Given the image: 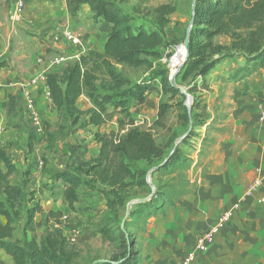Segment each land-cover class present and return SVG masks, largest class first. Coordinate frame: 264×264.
Masks as SVG:
<instances>
[{"label": "rangeland", "instance_id": "374dc122", "mask_svg": "<svg viewBox=\"0 0 264 264\" xmlns=\"http://www.w3.org/2000/svg\"><path fill=\"white\" fill-rule=\"evenodd\" d=\"M168 1L175 5V12L169 16V23L164 29V42L159 47L160 58L151 59V69L117 67L132 84L145 82L150 85L141 102L130 101L125 123L126 127L149 131L164 147L165 159L172 152L175 142L185 133L190 135L191 131L188 140L184 142L183 138L175 147L190 159L187 175L196 185L203 181L209 170V156L220 136L230 132L229 117L235 86L251 88L257 79L232 78L235 70L245 64L244 58L234 55L222 60L204 78L198 77L196 83L188 85L181 82V70L175 75L173 70L182 63L177 56L183 53L185 31L193 15L195 0H154L146 3L131 0L124 5V9L133 17L132 28L142 26L147 30H157L153 19L143 8ZM16 3L17 0H0V61L4 62L0 68V150H4L15 164L17 170L11 179L19 184L25 195L12 240L22 242L31 238L32 232L24 228V209L38 202L43 212L34 216V233L37 237L44 233H62L79 249V264H92L97 260L111 262L113 255L123 250L122 246H118L120 233H123L127 245L130 241L134 243L133 248L140 253V264H148L150 248L155 243L156 247H162L165 241L156 220L164 215L171 203L164 198L162 208L152 210L151 215L147 210L133 215L130 211L136 209L138 200L146 199L156 191L157 173L150 170L165 159H155L150 164L145 161L132 163L133 170L146 171L147 186L132 188L131 197L123 209L110 210L106 188L83 179L74 169L82 161L96 156L99 145L94 138L95 132L117 131L120 115L116 114L111 121L100 126L88 124L87 115H82L77 124H72L70 120L59 117L46 84L50 73H59L81 54L89 55L99 50L107 26L94 17L87 5L81 6L76 14H70L67 0H24L22 10L12 19ZM65 32L74 35L78 42L68 39ZM215 41L227 44L228 38L218 36ZM161 74L180 93L172 95L163 92ZM260 75L263 79L264 67ZM193 84L196 86L191 90ZM260 97L263 96L253 93L247 98V103L253 106ZM181 102L188 113L195 105L192 112L194 122L190 117L189 123L184 125L179 119L181 110L177 103ZM161 103H168L169 107L164 118L159 119ZM77 105L84 111L90 108L89 101L84 97L78 99ZM201 121L205 122L203 126L198 124ZM29 134L35 135L30 145ZM66 172L81 178L77 200L72 207L64 198V184L58 178ZM173 175L176 176V173L166 178ZM31 193L34 198L30 201ZM48 211H59L61 217L47 220ZM100 226L115 239H103L99 233ZM0 258L12 264V259L1 249Z\"/></svg>", "mask_w": 264, "mask_h": 264}, {"label": "trees", "instance_id": "16d2710c", "mask_svg": "<svg viewBox=\"0 0 264 264\" xmlns=\"http://www.w3.org/2000/svg\"><path fill=\"white\" fill-rule=\"evenodd\" d=\"M130 1L67 0L70 14H76L81 6L87 5L94 17L109 24V32L101 51L92 55L81 54L59 73H50L46 77L50 100L61 119L77 124L82 115H87L88 124L100 126L111 121L116 114L120 115L117 118V131L95 132L94 138L99 145L96 156L82 161L74 169L83 179L106 188L107 207L114 211L123 209L131 197L132 188L147 186L146 171L133 170L131 164L138 161L150 164L155 159H165L164 147L156 142L149 131L126 127L125 123L130 101L141 102L150 85L145 82L132 84L117 67L152 68L151 59L161 56L159 47L164 42V29L169 23V16L175 12V5L168 1L154 7H144L157 30H147L142 26L134 29L130 25L133 17L124 9V5ZM192 20L188 57L179 73L181 82L188 85L196 83L198 77L204 78L222 60L234 55L245 59V64L232 74L234 80L246 78L264 67V0H195ZM218 36L227 37L228 43L215 41ZM3 66L4 62L0 61V68ZM160 81L163 92L172 95L180 93L169 85L164 74L160 75ZM195 86L193 84L191 90ZM81 96L86 97L91 105L85 111L77 105ZM177 104L181 110L178 114L181 122L187 125L190 117L194 122L192 112L195 105L188 113L182 102ZM168 107V103L159 105V119L164 118ZM204 123L201 121L198 124L203 126ZM190 135L184 137V142ZM34 139L35 135L29 134V145ZM0 161L3 165L0 167V249L12 259V264H79V249L62 233H44L40 237L34 233V216L43 212L38 202L24 209V228L32 232L31 238L22 242L12 240L15 221L20 216L25 195L19 184L11 179L17 168L4 150H0ZM189 162L188 156L175 147L166 161L154 171L158 181L156 191L149 199L137 203L130 215L145 210L151 215L152 210L162 208L164 198H168L172 204L191 193L195 184L187 175ZM173 173L176 176L166 178ZM58 178L64 184V198L72 207L77 200L81 178L67 172ZM33 198L31 193L29 200ZM59 217V211L47 213V220ZM99 233L105 240L115 239L102 226ZM119 238L118 246H122V252L114 254L111 262L98 264H140V253L133 248L134 243L130 241L127 245L123 233ZM0 264L8 263L0 258Z\"/></svg>", "mask_w": 264, "mask_h": 264}, {"label": "crops", "instance_id": "0c3cea01", "mask_svg": "<svg viewBox=\"0 0 264 264\" xmlns=\"http://www.w3.org/2000/svg\"><path fill=\"white\" fill-rule=\"evenodd\" d=\"M104 24L108 29L96 51L102 50L109 32V24ZM261 70L245 78L256 77L251 88L235 86L230 132L220 136L213 147L203 181L169 204L156 220L165 241L162 247L155 243L150 248L148 264H179L197 236L225 210H232L230 220L192 264H264V205L259 202L264 198V122L258 120L256 109L257 102L264 101ZM253 93L263 97L252 106L247 98ZM256 178L261 183L248 194L247 188Z\"/></svg>", "mask_w": 264, "mask_h": 264}, {"label": "built area", "instance_id": "2783aa9c", "mask_svg": "<svg viewBox=\"0 0 264 264\" xmlns=\"http://www.w3.org/2000/svg\"><path fill=\"white\" fill-rule=\"evenodd\" d=\"M24 0H17L15 10L12 14V19L22 10ZM64 35L71 39L74 42H78V39L69 33H64ZM257 116L260 122H264V103H257ZM261 183L259 178H256L247 188V193H251L252 190ZM259 202L264 205V198H260ZM237 207V206H235ZM232 210H225L219 216L217 222L211 226H209L206 230L202 231L196 239L195 244L186 254L182 257L179 264H192L197 256V254L201 252H205L208 246L214 240L216 234L231 218Z\"/></svg>", "mask_w": 264, "mask_h": 264}, {"label": "water", "instance_id": "95a60500", "mask_svg": "<svg viewBox=\"0 0 264 264\" xmlns=\"http://www.w3.org/2000/svg\"><path fill=\"white\" fill-rule=\"evenodd\" d=\"M192 12H194V4H193V6H192ZM193 16V15H192ZM192 18H191V20H190V23H189V25H188V27L186 28V31H185V36H184V40H183V46H184V48H185V59H184V61H183V63L181 64V66L177 69V70H175L174 72H173V74L175 75V74H178V72L181 70V68L183 67V65H184V63H185V60L187 59V57H188V43H189V34H190V30H191V26H192ZM190 110V108L188 109V111ZM187 135V133H185L180 139H178L176 142H175V144H174V148H175V146L185 137ZM174 148H173V150L172 151H174ZM166 161V159L163 161V163ZM162 163V164H163ZM161 164V165H162ZM161 165H158V166H155V167H153L151 170H150V172H153V171H155V170H157L158 168H159V166H161ZM152 196V194L148 197V198H146V199H143V200H138L137 202L139 203V202H143V201H145V200H147V199H149L150 197ZM127 213H129V209L127 210ZM102 262H108V261H106V260H97V261H95L94 263H92V264H98V263H102Z\"/></svg>", "mask_w": 264, "mask_h": 264}, {"label": "bare ground", "instance_id": "6f19581e", "mask_svg": "<svg viewBox=\"0 0 264 264\" xmlns=\"http://www.w3.org/2000/svg\"><path fill=\"white\" fill-rule=\"evenodd\" d=\"M182 46H183V45H182ZM177 58H178L179 61H181V62L183 63V61H184V59H185V48H184V46H183V53L179 54V55L177 56ZM182 63H181V64H182ZM181 64H179V65L173 70V72H174L175 70H177V69L181 66Z\"/></svg>", "mask_w": 264, "mask_h": 264}]
</instances>
